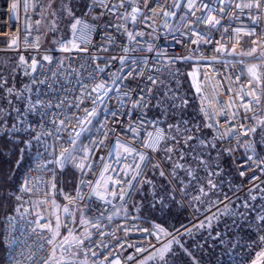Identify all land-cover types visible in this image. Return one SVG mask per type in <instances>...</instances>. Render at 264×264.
<instances>
[{
    "label": "snow or ice",
    "instance_id": "1",
    "mask_svg": "<svg viewBox=\"0 0 264 264\" xmlns=\"http://www.w3.org/2000/svg\"><path fill=\"white\" fill-rule=\"evenodd\" d=\"M54 3L55 0H34L31 5L39 14L37 25L50 19L48 31L54 35V48L41 52L40 36L33 40L26 36L27 55L21 54L18 38L14 37L8 47L17 52L18 60L6 66L0 64V138L23 144L24 150L43 148L45 158L51 157L42 165L52 176L51 181H41L46 188L55 190L57 168L75 169L80 175L76 195L65 198L78 205L86 197H96L104 211L95 219L82 214L79 224L83 231L76 236L71 231L66 236L61 233L58 212L54 224L51 217L36 213L33 223L42 233H50L46 243L51 254L38 262L32 257L30 264H59L55 252H67L69 248L77 255L81 248L86 249L83 255L90 256L92 264H121V257L104 243L117 230L126 235L130 230L147 237L155 235L157 242L149 240L147 246L117 239L122 250L130 247L139 254L126 257L134 264H204L207 239L204 243L192 239L200 230L221 244L225 236L238 237L230 240L227 247L239 255L240 264H264V178L258 175L264 173V157L258 154L260 144L255 141L240 143L257 131L244 124L245 118L252 119L246 114L264 102V63H260L264 61V50L257 55L258 48L264 49V34L256 38V29H264V0H59L55 8ZM19 6L13 0L10 14ZM28 8L25 0L26 12ZM230 11L232 17L224 31L234 39L231 49L226 47L223 36L214 40L211 35ZM177 19L179 25L173 23ZM237 21L241 26H236ZM61 25L64 34L56 36ZM25 30L30 33L27 25ZM185 37L196 46L193 52L199 51L201 41L211 46L213 56L206 62L223 64L225 70L218 77L225 91L231 93L226 103L219 102L222 107L218 112H209L202 106L200 112L207 120L201 123L186 115L189 100L180 92V72L174 68L192 57L161 51L162 47L184 44ZM241 41L243 51L237 53L236 45ZM53 52L64 55L54 58ZM245 57L259 63L246 66ZM229 71L235 75H228ZM18 76L26 81L17 85ZM233 81L239 85V92L233 91ZM194 86L200 94V86ZM217 115L227 128H220V121L214 119ZM258 123L264 131V120ZM204 129L215 131L205 133ZM22 133L27 138L17 140ZM233 138L237 140L235 148L221 146ZM241 147L245 163L233 175L223 165L226 157L234 158ZM148 189L149 210L171 213L176 206H187L203 219L198 215L199 223L192 228L181 225L173 232L159 225L154 226L155 232L139 228L135 224L139 216L128 210V201L135 193L144 194ZM18 191L21 195L14 198L19 207L13 211L31 214V209L22 203L23 195L35 191L31 177L25 178ZM38 203L44 211V206L54 201L45 192L44 200ZM144 206L134 201L131 208L141 213ZM63 212L74 215L69 205L63 206ZM121 213L124 220L131 216L133 222L118 225L106 234L105 227ZM222 222L223 229L217 231ZM245 229L247 239L240 234ZM93 234L102 238L100 243L92 239ZM161 234L164 240H160ZM16 243L9 233L0 239V248H11Z\"/></svg>",
    "mask_w": 264,
    "mask_h": 264
},
{
    "label": "built area",
    "instance_id": "2",
    "mask_svg": "<svg viewBox=\"0 0 264 264\" xmlns=\"http://www.w3.org/2000/svg\"><path fill=\"white\" fill-rule=\"evenodd\" d=\"M12 2L13 0H0V54H10L13 57H15L16 60H18L17 52L8 47V45L11 43L12 38L14 37L18 38L20 53L27 55L25 51V37L27 36L29 40H33L37 36H40V40H41L42 36H41V32L37 31V28H39V26L36 24V21L39 19V14L34 13L31 7L34 0H27L29 4V8L27 12L24 9L25 0H17L20 6L13 17H12V13L10 14L9 12ZM41 2L44 3V0H41ZM210 6L215 7L216 5L210 4ZM231 17H232V12L230 11L228 13V16L223 18L222 26L219 27L218 30H213L211 33L214 40L219 39L221 36H223L224 40L226 41V47H228L229 49L232 48L234 39H230L229 36L225 34L224 29L226 27H229V20L231 19ZM242 20L244 23L247 22L246 17H243ZM173 23L179 25L180 21L177 19ZM26 25L29 27L30 33L29 31L25 30ZM236 26L238 27L241 26V22L237 21ZM262 34H264V29L257 28L256 38L259 39ZM193 39H195V37H193ZM244 39L247 40L248 37H244ZM184 40H185L184 44H176L174 47H168L166 49L162 47L161 51H167L169 55H173L177 57L180 56L192 57L189 60L180 61L177 65L174 66V68H178L181 64L187 65L186 74L193 91V101H195V103L197 104L199 112L202 106L209 112H218L222 107V105L219 102L223 101L226 103L231 98V93H227L225 91V87L221 86V81L218 77V73L225 70L224 66L222 63L209 64L206 62L208 60H211L213 56V52L210 51L211 48L210 45H206L203 43V41H201L199 45V51L193 52V49L196 46L188 43L187 37H185ZM96 42L97 43L100 42L99 37L96 38ZM252 43L255 44L256 42L253 41ZM242 44L243 41H241V44L236 45L237 53L243 51ZM52 48H54V46H47L45 44H41V52H43L44 49H52ZM261 50L264 49L258 48L257 55H259V52ZM110 54H118V53H110ZM53 55L54 58H58L64 54L59 52H53ZM73 55L75 56L78 54H73ZM228 59L231 60V57H228ZM201 60L205 62H201ZM65 63L67 64V61H65ZM255 63H259V61L245 57L246 66ZM260 63H264V61H260ZM235 67H239V65H235ZM213 69H216V71H213ZM228 75L234 76L235 72L229 71ZM24 81H26V79H24ZM194 84H198L200 86L201 88L200 94L196 93ZM223 84L226 86L227 80H224ZM232 88L233 91L235 92L240 91V87L235 81H233L232 83ZM201 115L204 120H207L206 116H204L202 113ZM246 117H252V119L249 120L245 118L244 124L249 127H256L258 129L260 127L258 122L260 120H264V102H262L261 105L255 107L254 111L248 112L246 114ZM27 119L32 120L34 118L27 117ZM214 119L220 121V128L222 130L227 128V125L223 122L222 117L217 115L214 117ZM237 122H239V117ZM33 126L35 127V125ZM209 131L212 132L215 130L213 129ZM216 135H219V133H216ZM249 136H251V134ZM4 138L9 139L8 137H4ZM1 139L2 138H0V140ZM125 139H127V137H125ZM84 143H87L86 139ZM236 143H237L236 138H233L230 143L225 142L221 146L224 148H227L229 146L235 148ZM66 146L67 145H62L61 147H66ZM232 159L234 161L236 170L242 167L243 164L245 163L244 158L240 157L238 150L235 152V157ZM45 164H46L45 160L43 159L42 155L39 154L36 155L34 159H32L30 164L24 170L23 175L21 176L20 183L18 185V189H20L23 186V182L25 178L31 177V185L32 188L35 189V191H32L30 194L23 195L22 197L23 207L25 208L26 205L25 197L32 198L37 204L38 212H40L41 215L44 216L45 218L51 217L53 224L55 223V214L58 212L61 223L60 231L64 236H66L68 234V231L72 232L73 218L71 216H65L63 214L64 213L63 206L70 203V201L67 200L66 198L58 199L55 195V190H53L51 187L46 188L45 184L41 183V181L52 180L50 170L42 167V165ZM57 170L60 169L57 168ZM56 173H55V185H56ZM77 173L80 180L79 172ZM258 175L264 178V173H258ZM251 183L252 182L249 181L248 186H250ZM256 183H259V180H257ZM18 189L16 192V196L21 195ZM87 191H88L87 189L84 190L85 193H87ZM45 192H47L48 196L52 197V200L56 202V205L60 206L59 209H57L54 206V203H49L44 206L45 209L44 211L41 210L38 202L44 200ZM75 195L76 192H74V194L71 196L74 197ZM74 206L82 209L84 216L87 219H95L99 215V212L104 211L103 203L99 201L96 197H86L84 200L80 201L78 205H74ZM198 215L199 214L197 215L191 214L192 223L197 222ZM35 218L36 215L31 218H26L23 217L22 214L18 212L10 213L3 218L1 239L3 238L4 235L11 233L14 235L17 241V243L14 244L11 248L3 247L5 250L4 264H16V262H18V264H30V260L32 257H35L37 262L40 260L41 257H45V258L50 257L51 248L46 243V240L49 237L50 233L48 231H44L42 233L41 228L37 224L33 223ZM132 222L133 220L131 216L127 221L123 219V216L115 217L114 220L110 222V226L105 227L104 231L106 234L111 233L117 229L118 225H130ZM105 223L107 224L109 222L105 221ZM135 224L141 229H149L155 232L154 229L155 225L147 224L140 217L135 220ZM33 229H35V231H33ZM89 230L91 231V228H89ZM92 239L98 244L100 243L102 238L93 234ZM117 239H119L121 242L125 244H142L144 246L148 245L149 240H151L152 243L157 242L155 239V235L153 237H147L145 233L140 231L130 230L127 233V235L122 230L115 231V236H108L106 239H104V243L109 246V250L113 251L114 255H118L119 257H121V264H133L134 262L126 261V257L129 254H134V255H139V254L135 253L134 248H130V247H126L125 249L122 250L117 244ZM164 239L165 237L163 236V234H161L160 240H164ZM86 259L92 260L90 256L87 257ZM97 263L99 264V262Z\"/></svg>",
    "mask_w": 264,
    "mask_h": 264
},
{
    "label": "trees",
    "instance_id": "3",
    "mask_svg": "<svg viewBox=\"0 0 264 264\" xmlns=\"http://www.w3.org/2000/svg\"><path fill=\"white\" fill-rule=\"evenodd\" d=\"M62 33H63V28H62ZM41 44H45L47 46H54V45L46 44L43 38H41ZM12 59L13 56L10 54H0V64L6 66L12 62ZM178 69L180 72V76L178 78L180 84V92L181 94L186 95L189 100V105L186 110V115L190 119H192L195 123H201V121L204 119L201 113L199 112L197 104L195 103V101H193V91L186 74L187 65L181 64L178 67ZM23 79L26 78L22 76L17 80L19 81ZM17 84L19 83L17 82ZM204 131L205 133L210 132L208 129H204ZM262 136H264V131H262L261 128L259 127L256 133H252L251 136L242 139L240 143L241 145H243L244 143L255 141L257 144H260V147L257 148L258 154L264 157V142L261 141ZM21 149L24 150V146H19V144L10 143L8 142V139L5 138H2L0 140V239L2 237L3 218L8 214L13 213L14 212L13 210L19 207L14 197L16 196V192L21 180V176L23 175V172L27 166L26 164V166L23 169V165L28 160L23 154V151L21 153ZM238 151L240 157L244 158L243 147H241ZM21 155L23 158H21ZM223 166L225 167L226 170L232 171L233 175L237 174L234 161L232 158L226 157L225 164ZM72 171L75 173V175H73ZM72 171L67 170L64 173H60V170H57L56 182L59 180L63 185H64L63 182H65L66 185H71L75 187L78 184L79 178L73 169ZM232 178L233 177H228V179H232ZM237 184H239L238 180H237ZM145 196L147 197V199H144ZM137 199L139 200L140 203L145 205L141 209L142 215L140 213L141 216L140 218L149 225H159L161 228H164L169 232L175 231V229L180 228L181 225H184L188 228H192L194 224L199 223V219H203V216L200 215L197 222L192 223L191 214L197 215V213H194L192 207H187V206L183 208H181L180 206H176L172 209L171 213L168 212L161 213L158 211L149 210L146 205L151 199L150 189H148L144 194L138 193ZM228 222L231 223V221ZM214 227L216 226L214 225ZM223 227L224 225L222 222L219 228H217V231H221ZM233 231L235 232L236 229H233ZM240 234L244 235L245 239H247V229H245L244 232ZM237 238L238 237L225 236L224 243L221 244L219 241L208 239L207 231L200 230L194 233L192 239L199 240L201 243H204V241L207 239V247H206L207 254L204 257V264H209V262L210 264H240L239 255L235 253L232 248L227 247L228 242L230 240H234ZM185 240L191 243V240H189L188 237H185ZM4 255H5L4 248H0V264H4Z\"/></svg>",
    "mask_w": 264,
    "mask_h": 264
},
{
    "label": "rangeland",
    "instance_id": "4",
    "mask_svg": "<svg viewBox=\"0 0 264 264\" xmlns=\"http://www.w3.org/2000/svg\"><path fill=\"white\" fill-rule=\"evenodd\" d=\"M48 2V0H44V3H47ZM58 2H59V0H55V3L53 4V7L55 8L56 7V4H58ZM12 4V3H11ZM16 13V12H15ZM15 13H12V17L15 15ZM50 19H48V20H41V22H40V24L38 25L39 26V29H40V32L41 33H43V34H41V38H43V40H44V42L46 43V44H49V45H53V39H54V35H53V33L51 32V31H48V28H49V24H50ZM60 28H61V32H58V33H56L55 35L56 36H60V35H62L63 33H62V28H64V25H61L60 26ZM16 60V58L15 57H13V59H12V62H14ZM20 77H22V76H18L17 77V79L18 78H20ZM22 81H24V79L23 80H17V82L20 84ZM19 84H17V85H19ZM27 138V134H25V133H22L21 134V136H19V137H17V140H19V139H26ZM19 146H24L23 144H19ZM22 151H23V154L25 155V157H26V159H28L27 160V162H25V164L23 165V169H24V167L26 166V164H27V166L30 164V162L32 161V159H34V157L36 156V155H38V152H39V154H41L42 155V157H43V159L45 160V163H47L48 162V160H50L51 159V157L50 156H48L47 157V159L45 158V153H44V150H43V148H40V147H38V146H33L32 148H29V149H27V150H22L21 149V153H22ZM21 158H23L22 157V155H21ZM26 166V167H27ZM150 167V166H149ZM26 169V168H25ZM67 170H69L68 168H66V169H64V170H60V173H64V172H66ZM74 171H75V169H73ZM71 171H72V169H71ZM73 172V171H72ZM76 172V171H75ZM74 173V172H73ZM76 174H77V172H76ZM64 183V185L63 184H61V181H57L56 182V189H58V190H61L62 191V193L63 194H65V197L66 196H71V195H73V193H74V189H75V187H73V186H71V185H66L65 184V182H63ZM138 193L139 192H137V193H135L131 198H130V200L131 201H129L128 202V210L129 211H131L132 213H133V215H136V216H139V217H141L140 216V213H136L135 212V210L134 209H132L131 208V205H132V203L135 201L137 204H141L140 202H139V200L137 199V195H138ZM64 197V198H65ZM26 198V205H25V208H27V209H31V214H27V213H25V214H22V216L23 217H26V218H31V217H33V214H35L36 212H37V204H36V202L32 199V198H29V197H25ZM29 201H31V203H29ZM70 210L71 211H73V213H74V215H73V217H74V221H73V225H72V233H73V236H76V235H79L82 231H83V228L81 227V225L79 224V220H80V217H81V215L83 214L84 215V213H83V210L82 209H80V208H78V207H76V206H72V207H70ZM120 216H123V214L121 213V215ZM117 217H119V216H117ZM69 239H71V237H69ZM74 251V250H73ZM85 251V249L84 248H81L80 249V254L79 255H77V253L74 251V255H72V258L73 259H75L76 261H73V263L74 264H92V261L91 260H88V259H86V257L83 255V252ZM98 264V263H97Z\"/></svg>",
    "mask_w": 264,
    "mask_h": 264
},
{
    "label": "crops",
    "instance_id": "5",
    "mask_svg": "<svg viewBox=\"0 0 264 264\" xmlns=\"http://www.w3.org/2000/svg\"><path fill=\"white\" fill-rule=\"evenodd\" d=\"M77 176H78V173H77ZM78 178H79V176H78ZM74 192H75V189H74ZM55 195L58 199H63L65 197V194H63L61 190H58L56 188H55ZM67 205H69V207L73 206L71 203H68ZM54 206H56V202H54ZM36 213H38V210ZM36 213L33 214V216H35ZM63 214L65 216H69L65 213H63ZM71 217L73 218V221H74L73 215H71ZM72 255H74V251L71 248H69L67 252H64L62 249H57V251L55 252V258L61 264H64L65 261H70L71 264H74L75 262L73 263V261H76V260L72 258Z\"/></svg>",
    "mask_w": 264,
    "mask_h": 264
}]
</instances>
